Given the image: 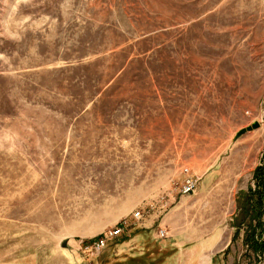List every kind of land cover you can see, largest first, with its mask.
Returning a JSON list of instances; mask_svg holds the SVG:
<instances>
[{
    "label": "rangeland",
    "instance_id": "obj_1",
    "mask_svg": "<svg viewBox=\"0 0 264 264\" xmlns=\"http://www.w3.org/2000/svg\"><path fill=\"white\" fill-rule=\"evenodd\" d=\"M263 149L264 0H0V264H160V226L225 237Z\"/></svg>",
    "mask_w": 264,
    "mask_h": 264
},
{
    "label": "crops",
    "instance_id": "obj_2",
    "mask_svg": "<svg viewBox=\"0 0 264 264\" xmlns=\"http://www.w3.org/2000/svg\"><path fill=\"white\" fill-rule=\"evenodd\" d=\"M148 223L149 222L142 224L145 228L144 230L136 233L135 241L139 242L140 240V243H142V238L148 239L151 235L156 240L167 239L166 241H162V245L158 244L159 246H157L159 247L158 255L162 260L160 264H164V262L169 259L177 257H192L196 260V264H253L250 261V255L246 256L242 244V237L232 241L233 229L229 226V224L226 225V229L229 234L225 237L223 236L224 230H221L220 232L213 231L211 236L208 235L200 237L189 242L194 245L188 247L185 243L187 241L180 242L177 238H172L169 234L170 232H168L163 226H160L158 229H163L166 232V236L164 238H157V231L150 235V231L147 229ZM189 253H192L193 255H190Z\"/></svg>",
    "mask_w": 264,
    "mask_h": 264
},
{
    "label": "trees",
    "instance_id": "obj_3",
    "mask_svg": "<svg viewBox=\"0 0 264 264\" xmlns=\"http://www.w3.org/2000/svg\"><path fill=\"white\" fill-rule=\"evenodd\" d=\"M234 204V213L228 223L233 229L232 241L242 237L250 261L256 264L259 254L264 264V149L252 171L250 183L236 192Z\"/></svg>",
    "mask_w": 264,
    "mask_h": 264
},
{
    "label": "built area",
    "instance_id": "obj_4",
    "mask_svg": "<svg viewBox=\"0 0 264 264\" xmlns=\"http://www.w3.org/2000/svg\"><path fill=\"white\" fill-rule=\"evenodd\" d=\"M185 172L187 173V170H185ZM197 183L198 182H197L196 178L188 176L184 180V184L181 188V194H183V195L193 194L195 192V190L197 189ZM149 208L151 210L153 209L152 204L149 205ZM142 218H143V214H142V211L140 209L132 212V222L131 223L127 222L126 220L121 221L117 226H115L116 229L112 228V229L107 230L104 233L103 237L95 240L90 245L91 246L90 249L95 251V252H99V251L103 250L110 240H113L115 238L123 236L125 230L129 226H131V225L136 226ZM156 236H157V238L162 239L166 236V232L163 229H158ZM256 264H263L262 257L259 254L256 255Z\"/></svg>",
    "mask_w": 264,
    "mask_h": 264
},
{
    "label": "water",
    "instance_id": "obj_5",
    "mask_svg": "<svg viewBox=\"0 0 264 264\" xmlns=\"http://www.w3.org/2000/svg\"><path fill=\"white\" fill-rule=\"evenodd\" d=\"M258 127H259V124L257 122L252 123L251 126H248L247 128L239 130L236 133V135H235V139L239 138L240 136L245 134L247 131H251V130L257 129Z\"/></svg>",
    "mask_w": 264,
    "mask_h": 264
}]
</instances>
